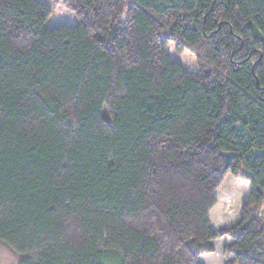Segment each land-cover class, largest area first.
Listing matches in <instances>:
<instances>
[{"label": "trees", "instance_id": "trees-1", "mask_svg": "<svg viewBox=\"0 0 264 264\" xmlns=\"http://www.w3.org/2000/svg\"><path fill=\"white\" fill-rule=\"evenodd\" d=\"M63 3L77 25L0 0V241L18 264H201L229 236L227 264H264V0ZM230 174L250 196L215 230Z\"/></svg>", "mask_w": 264, "mask_h": 264}, {"label": "rangeland", "instance_id": "rangeland-1", "mask_svg": "<svg viewBox=\"0 0 264 264\" xmlns=\"http://www.w3.org/2000/svg\"><path fill=\"white\" fill-rule=\"evenodd\" d=\"M51 10V16L46 21V27L60 24L75 26L78 18L74 11L68 9L64 0H41ZM168 53L173 61L179 62L187 71H197L198 64L195 56L189 49L178 51L174 41L168 45ZM251 191L249 181L242 180L234 175H228L222 185L215 191L218 200L212 213L211 226L218 230L237 224L242 216L243 206L248 201ZM264 211V207L262 208ZM225 213V214H223ZM223 214V215H222ZM222 215V217H221ZM233 241L229 236L213 240L216 251L203 254L199 257L201 264H227L234 259V254H225L224 248ZM19 256L14 253L4 242L0 241V264H18Z\"/></svg>", "mask_w": 264, "mask_h": 264}]
</instances>
